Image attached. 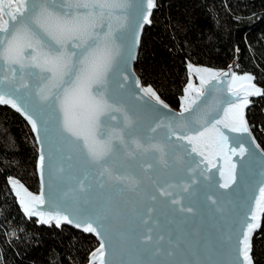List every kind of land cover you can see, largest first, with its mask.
<instances>
[{"label": "snow or ice", "instance_id": "obj_1", "mask_svg": "<svg viewBox=\"0 0 264 264\" xmlns=\"http://www.w3.org/2000/svg\"><path fill=\"white\" fill-rule=\"evenodd\" d=\"M156 7L157 0H0V105L21 113L36 133L40 192L12 177L8 184L29 218L99 237L89 264H114L108 257L117 250L173 255L160 217L166 210L195 214L194 186L201 185L223 214L232 200L216 189H232V158L248 155L246 172L259 179L245 186L239 211L213 246L226 257L218 264H254L253 238L264 220V152L256 171L243 136L250 135L244 110L264 90L251 74L188 63L180 111H163L168 105L151 85L129 83L134 48ZM218 159L219 181L212 172ZM167 244H174L170 231Z\"/></svg>", "mask_w": 264, "mask_h": 264}, {"label": "trees", "instance_id": "obj_2", "mask_svg": "<svg viewBox=\"0 0 264 264\" xmlns=\"http://www.w3.org/2000/svg\"><path fill=\"white\" fill-rule=\"evenodd\" d=\"M151 19L135 69L170 104H180L189 62L224 68L237 53L235 72L251 74L264 90V0H157ZM246 117L264 147V95L251 100ZM37 149L27 120L0 105V264H86L96 236L25 216L8 184L17 177L38 190ZM258 236L253 260L264 264V220Z\"/></svg>", "mask_w": 264, "mask_h": 264}, {"label": "water", "instance_id": "obj_3", "mask_svg": "<svg viewBox=\"0 0 264 264\" xmlns=\"http://www.w3.org/2000/svg\"><path fill=\"white\" fill-rule=\"evenodd\" d=\"M146 25H144V28ZM143 30L140 32V43H141V39H142ZM140 43H139V45L135 46V48H134L135 59L130 61L131 71L129 73V75H130L129 83H131L132 80L138 78L140 80L141 86H149V85L144 84V82H142V78H141L140 74L135 69L136 68V61L138 58L137 55L139 54V49H140V45H141ZM238 62H239V53H237L236 56L234 57V59L228 65H226V67H224V68L208 67L207 65H204L201 63H195V62H189V63L193 64L196 67H206V68H210L214 71L235 72V68L237 67L236 65H238ZM235 73H237V72H235ZM237 74H239V73H237ZM229 79H230V77H229ZM192 80L197 86H199L198 77L193 76ZM254 83L256 84V86L258 88H260V86L255 82V80H254ZM112 88L118 97V91H116V86H115V79L113 80ZM154 90H156V89L154 88ZM157 93L159 94L158 91H157ZM183 96H184V90L180 96V104L178 106H174V105L170 104L167 100H165L160 95L161 100H163L164 103L168 105V109H165L163 111H169L170 110L172 113H178L180 111V106H181ZM258 97H260V96H252L249 99L251 101L253 98H258ZM249 105L245 108L244 112H245V119L248 121V126L250 129V135L249 134H243V136H244V139L247 141L245 146L250 148L256 154L255 157L252 158L253 163H252L251 167H253L256 171H259V163H260V159H261V153L264 152V147L262 146V144L260 142L257 141L258 139L254 133V129H251L252 128L251 124L248 120V117H246L247 109H248ZM29 126H31L30 123H29ZM33 133H34L35 138H36V133L35 132H33ZM228 134L230 135V137H235L237 135H240V134H236V133H228ZM253 138L255 140V144L260 145L259 149H256L255 144H253L251 142ZM38 148H39V144H38ZM232 159L234 162L237 163V169H236L237 182H236V184H234L232 186V189H230V190L219 189V188L216 189L217 193H224L225 194V199L230 198L232 200L231 204L226 205L225 212L223 214H221L220 212H217L215 207L211 205L210 201H206V199L204 197V189H203V186L201 185V186H194V188L196 189V195L193 197V206L196 208L195 214H179V213L173 214L170 211L166 210L167 215H162L160 217L161 230L163 231V233L166 236V240L164 242L165 246L173 251V255H171V256L156 255V256H140V257H137L135 255L122 254L119 250H117V251L113 252L108 258L112 259L114 261V264H119V261L121 259H123L125 261L130 260V259L153 260V261L159 262V264H183V262H189V264H218V262L226 259L225 255L223 254V252L221 250L214 248V246H213L214 242L222 236L223 232L228 228L231 220L235 217V214L239 211L238 205L240 204V202L244 196L245 186L248 185L249 183L254 182V181L259 179L258 175H255V174L249 175L246 172L244 165L250 159V157L248 155H246L243 159H241L238 156H234ZM215 162L217 164V168L212 169V172L215 174V179L217 181H219L220 177H219L217 169L224 165V161L222 159H218ZM37 163H38V160H37ZM37 171H38L37 176L39 177V169L38 168H37ZM12 178L20 180L17 177H12ZM45 179L47 180V170L45 173ZM20 182L26 188H28V190L30 192H32L33 194H39L40 186H39L37 191H34V190L29 189V187L26 184H24V182L22 180H20ZM39 182H40V177H39ZM14 195H15V193H14ZM129 195L130 194H125L124 198L127 199L129 197ZM17 201H18V199H17ZM17 203L19 204V201ZM185 203H187V201H185ZM19 206H20V204H19ZM20 208H21V206H20ZM21 210L23 211L22 208H21ZM25 216H27V215L25 214ZM185 216L187 218H185ZM33 217H35V216H33ZM35 218L38 219V217H35ZM38 221H39V219H38ZM40 224H42V223H40ZM52 224H55V222H53ZM63 224L75 227L73 224H67V223L62 222L61 225H63ZM47 225H49V224H47ZM77 229H80V228H77ZM80 230H82V229H80ZM169 231L172 233V237H173V241H174L173 245L167 244V235H168ZM96 238L99 241V237L96 236ZM177 240H179V243H180V246L178 248H176L174 246L175 241H177ZM132 243H133L132 241H129V247H131ZM98 247H99V244L91 252L95 251V249ZM91 252H90V254H91ZM90 254H89V260H90ZM89 260L86 264H89Z\"/></svg>", "mask_w": 264, "mask_h": 264}, {"label": "rangeland", "instance_id": "obj_4", "mask_svg": "<svg viewBox=\"0 0 264 264\" xmlns=\"http://www.w3.org/2000/svg\"><path fill=\"white\" fill-rule=\"evenodd\" d=\"M237 74V73H236ZM243 74H245V73H243ZM243 74H237V75H243Z\"/></svg>", "mask_w": 264, "mask_h": 264}]
</instances>
